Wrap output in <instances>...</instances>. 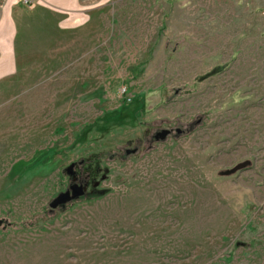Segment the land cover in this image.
Segmentation results:
<instances>
[{"label": "rangeland", "instance_id": "1", "mask_svg": "<svg viewBox=\"0 0 264 264\" xmlns=\"http://www.w3.org/2000/svg\"><path fill=\"white\" fill-rule=\"evenodd\" d=\"M35 4L0 72V264H264V0Z\"/></svg>", "mask_w": 264, "mask_h": 264}, {"label": "crops", "instance_id": "2", "mask_svg": "<svg viewBox=\"0 0 264 264\" xmlns=\"http://www.w3.org/2000/svg\"><path fill=\"white\" fill-rule=\"evenodd\" d=\"M80 6V0H36L35 11H74ZM22 9L25 8L20 0H0V72L16 70L18 36L24 25L20 17Z\"/></svg>", "mask_w": 264, "mask_h": 264}, {"label": "water", "instance_id": "3", "mask_svg": "<svg viewBox=\"0 0 264 264\" xmlns=\"http://www.w3.org/2000/svg\"><path fill=\"white\" fill-rule=\"evenodd\" d=\"M168 130H162L161 132H159V133H157L156 135H155V138L156 139H163L167 134H168ZM177 132H179V130H177ZM64 197V194H60L59 196H58V199L59 200H61L62 198ZM58 199H57V201H58ZM53 205V204H52Z\"/></svg>", "mask_w": 264, "mask_h": 264}, {"label": "built area", "instance_id": "4", "mask_svg": "<svg viewBox=\"0 0 264 264\" xmlns=\"http://www.w3.org/2000/svg\"><path fill=\"white\" fill-rule=\"evenodd\" d=\"M22 3H24V4H29L30 5V2H31V0H20Z\"/></svg>", "mask_w": 264, "mask_h": 264}]
</instances>
